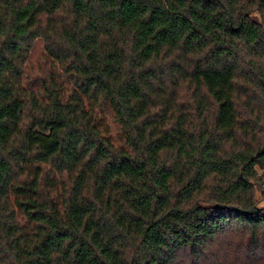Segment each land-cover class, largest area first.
<instances>
[{"label": "trees", "instance_id": "1", "mask_svg": "<svg viewBox=\"0 0 264 264\" xmlns=\"http://www.w3.org/2000/svg\"><path fill=\"white\" fill-rule=\"evenodd\" d=\"M261 81L264 0H0V264H264Z\"/></svg>", "mask_w": 264, "mask_h": 264}, {"label": "rangeland", "instance_id": "2", "mask_svg": "<svg viewBox=\"0 0 264 264\" xmlns=\"http://www.w3.org/2000/svg\"><path fill=\"white\" fill-rule=\"evenodd\" d=\"M110 110L108 108L101 109L100 111L97 112V117L96 119L98 120L99 128H106L107 129V134L113 142H118V137L115 136V132L113 129V124L111 123L110 119Z\"/></svg>", "mask_w": 264, "mask_h": 264}, {"label": "water", "instance_id": "3", "mask_svg": "<svg viewBox=\"0 0 264 264\" xmlns=\"http://www.w3.org/2000/svg\"><path fill=\"white\" fill-rule=\"evenodd\" d=\"M262 82V85H263V87H264V81H261Z\"/></svg>", "mask_w": 264, "mask_h": 264}]
</instances>
